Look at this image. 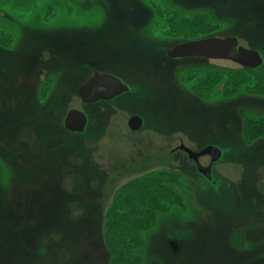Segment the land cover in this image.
Instances as JSON below:
<instances>
[{
	"label": "rangeland",
	"instance_id": "1",
	"mask_svg": "<svg viewBox=\"0 0 264 264\" xmlns=\"http://www.w3.org/2000/svg\"><path fill=\"white\" fill-rule=\"evenodd\" d=\"M230 35L264 58V0H0V264H113L108 212L144 174L175 193L148 223L129 192L118 204L142 230L135 264H264V60L168 53ZM94 68L130 90L83 103ZM72 108L87 131L64 127ZM181 142L222 148L212 179Z\"/></svg>",
	"mask_w": 264,
	"mask_h": 264
},
{
	"label": "water",
	"instance_id": "2",
	"mask_svg": "<svg viewBox=\"0 0 264 264\" xmlns=\"http://www.w3.org/2000/svg\"><path fill=\"white\" fill-rule=\"evenodd\" d=\"M168 53L173 58L200 56L210 59H227L248 68L259 67L264 60L259 50L241 44L239 38L234 35L207 36L184 41L174 45ZM129 89V85L115 74L95 72L90 79L79 86L78 93L85 103H92L101 99H113ZM64 123L65 127L72 132H83L88 124V117L83 110L72 108L68 111ZM128 124L131 129L139 130L143 126V118L135 114L129 118ZM178 148L187 152L196 161L200 173L209 180L212 179V164L222 157V148L209 144L201 150H194L184 143ZM204 155L210 156V164L203 165L200 162V157Z\"/></svg>",
	"mask_w": 264,
	"mask_h": 264
},
{
	"label": "trees",
	"instance_id": "3",
	"mask_svg": "<svg viewBox=\"0 0 264 264\" xmlns=\"http://www.w3.org/2000/svg\"><path fill=\"white\" fill-rule=\"evenodd\" d=\"M149 176L153 177L151 174H144L140 178L127 182L126 185L120 187L123 188L114 197L113 206L108 212V228H106V237L104 238L111 252L113 264H135L132 252L134 248L138 247V244L135 243L142 240V230L140 231V228L135 226L134 217L136 216L145 223L151 222L158 212L157 208L154 207L153 201H163L165 195H167V199H170L175 193L173 190L169 192V187L154 182V178H150ZM128 192L129 198L131 197L130 202H133L132 204L135 206V209L129 211L133 216L131 222L127 221L124 213L119 210L120 207H117L128 196ZM131 250L133 251L130 253ZM121 253H125L126 256L122 257L127 258V260L123 261L121 257L119 258V254Z\"/></svg>",
	"mask_w": 264,
	"mask_h": 264
},
{
	"label": "flooded vegetation",
	"instance_id": "4",
	"mask_svg": "<svg viewBox=\"0 0 264 264\" xmlns=\"http://www.w3.org/2000/svg\"><path fill=\"white\" fill-rule=\"evenodd\" d=\"M170 56V55H169ZM171 57V56H170ZM190 57H198V56H190ZM190 57H176V58H190ZM200 57V56H199ZM171 58H173V57H171ZM201 58H203V57H201ZM204 58H206V57H204ZM208 59H210V58H208ZM95 72H100V73H104V72H110V71H103V72H101L100 70H98V69H93V71H92V74L89 76V78L88 79H90L94 74H95ZM110 73H113V72H110ZM113 74H115L116 76H118V77H120L121 79H122V81L123 82H125L126 84H128L129 86H130V84L129 83H127L122 77H121V75H119V74H117V73H113ZM87 79V80H88ZM86 80V81H87ZM84 83V82H83ZM79 88V87H78ZM130 90V89H129ZM128 90V91H129ZM128 91H126V92H128ZM77 92H78V89H77ZM125 93V92H124ZM123 94V93H122ZM78 96H79V98H80V95H79V93H78ZM120 96V95H119ZM119 96H117V97H119ZM116 98V97H115ZM115 98H113V99H115ZM81 99V98H80ZM113 99H110V100H104V99H101V101H105V102H108V101H111V100H113ZM82 100V99H81ZM98 101H100V100H98ZM98 101H95V102H92V103H86V104H89V105H91V104H94V103H97ZM82 102L83 103H85L83 100H82ZM78 109H81V108H78ZM81 110H83L85 113H86V115H87V117H88V124H89V121H90V115L88 114V112H86L83 108L81 109ZM135 115V114H134ZM133 116V115H132ZM143 118V117H142ZM65 121V120H64ZM87 124V125H88ZM143 125H144V119H143ZM87 127V126H86ZM182 143H184V142H181L180 143V145L182 144ZM179 145V146H180ZM196 150V149H195ZM197 150H201V149H197ZM204 156H209V155H204ZM204 156H201L200 157V159L202 158V157H204ZM210 157V156H209ZM199 159V160H200ZM196 162V161H195ZM201 162V161H200ZM197 164V163H196ZM212 170H213V167H212Z\"/></svg>",
	"mask_w": 264,
	"mask_h": 264
},
{
	"label": "bare ground",
	"instance_id": "5",
	"mask_svg": "<svg viewBox=\"0 0 264 264\" xmlns=\"http://www.w3.org/2000/svg\"><path fill=\"white\" fill-rule=\"evenodd\" d=\"M132 92V91H131ZM127 93L125 92V93H123V94H121L120 96L122 97V96H124V95H126ZM119 96V97H120ZM119 97H116L115 99H113L112 101H116V100H118V98ZM112 101H109V102H112ZM109 103L108 102H105V101H98L97 103H94V104H91L90 106L91 107H103V106H107ZM103 111H105V110H103ZM103 115H105V113H103ZM89 123H90V121H89ZM144 126H145V124H144ZM143 126V127H144ZM89 128V126H87V128H86V131H87V129Z\"/></svg>",
	"mask_w": 264,
	"mask_h": 264
}]
</instances>
